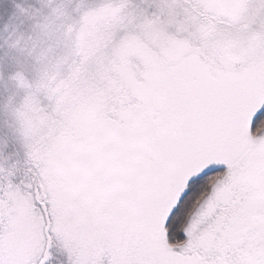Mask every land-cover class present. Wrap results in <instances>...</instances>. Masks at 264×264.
Wrapping results in <instances>:
<instances>
[{
	"label": "snow or ice",
	"instance_id": "6c2138e0",
	"mask_svg": "<svg viewBox=\"0 0 264 264\" xmlns=\"http://www.w3.org/2000/svg\"><path fill=\"white\" fill-rule=\"evenodd\" d=\"M0 264H264V0H0Z\"/></svg>",
	"mask_w": 264,
	"mask_h": 264
}]
</instances>
